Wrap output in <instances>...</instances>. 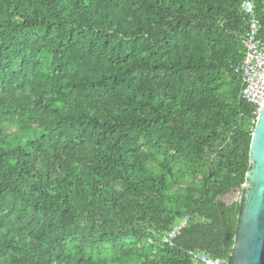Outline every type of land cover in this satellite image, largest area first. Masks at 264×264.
<instances>
[{"label": "trees", "instance_id": "trees-1", "mask_svg": "<svg viewBox=\"0 0 264 264\" xmlns=\"http://www.w3.org/2000/svg\"><path fill=\"white\" fill-rule=\"evenodd\" d=\"M245 1L0 0V264L234 263Z\"/></svg>", "mask_w": 264, "mask_h": 264}, {"label": "water", "instance_id": "water-1", "mask_svg": "<svg viewBox=\"0 0 264 264\" xmlns=\"http://www.w3.org/2000/svg\"><path fill=\"white\" fill-rule=\"evenodd\" d=\"M249 159L233 264H264V109L252 135Z\"/></svg>", "mask_w": 264, "mask_h": 264}, {"label": "built area", "instance_id": "built-area-1", "mask_svg": "<svg viewBox=\"0 0 264 264\" xmlns=\"http://www.w3.org/2000/svg\"><path fill=\"white\" fill-rule=\"evenodd\" d=\"M242 12L247 17V30L242 38L245 50L243 61L235 67V73L242 82L241 98L254 108V115L258 116L264 109V39L260 37L262 28L255 13L252 0L245 1ZM189 219H184L163 237V243L171 245L177 235L187 226ZM196 264H225L206 254L190 253Z\"/></svg>", "mask_w": 264, "mask_h": 264}, {"label": "rangeland", "instance_id": "rangeland-1", "mask_svg": "<svg viewBox=\"0 0 264 264\" xmlns=\"http://www.w3.org/2000/svg\"><path fill=\"white\" fill-rule=\"evenodd\" d=\"M240 199H241V194H240V192L232 193V194H230V195H228V196L222 198V200H223L224 202H226L227 204H229V205H231V204H233V203H235V202L240 201Z\"/></svg>", "mask_w": 264, "mask_h": 264}, {"label": "clouds", "instance_id": "clouds-1", "mask_svg": "<svg viewBox=\"0 0 264 264\" xmlns=\"http://www.w3.org/2000/svg\"><path fill=\"white\" fill-rule=\"evenodd\" d=\"M258 117H259V116H258ZM257 120H258V118H257ZM256 123H257V122H256ZM183 220H184V219H183ZM180 222H181V221H180ZM180 222H178L176 225L180 224ZM176 225H175V226H176ZM175 226H174V227H175ZM174 227H173V228H174ZM165 235H166V234H165ZM165 235H164V236H165ZM164 236H163V237H164ZM162 242H163V238H162ZM172 243H173V242H172ZM163 244H164V243H163ZM165 245H166V244H165Z\"/></svg>", "mask_w": 264, "mask_h": 264}]
</instances>
